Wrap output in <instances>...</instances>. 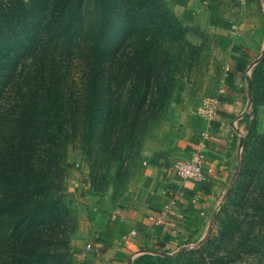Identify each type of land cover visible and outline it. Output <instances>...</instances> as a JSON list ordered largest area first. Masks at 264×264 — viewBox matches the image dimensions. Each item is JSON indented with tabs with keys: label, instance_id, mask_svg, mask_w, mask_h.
Masks as SVG:
<instances>
[{
	"label": "trees",
	"instance_id": "1",
	"mask_svg": "<svg viewBox=\"0 0 264 264\" xmlns=\"http://www.w3.org/2000/svg\"><path fill=\"white\" fill-rule=\"evenodd\" d=\"M162 7L163 0H0V264H54L51 242L63 263L80 264L58 230L66 206L56 179L68 136L75 129L90 140L100 110L106 136L119 121L133 131L141 125L150 81L163 84L172 60ZM262 198L251 205L258 232ZM237 238L234 230L221 251L209 238L183 248L185 264H264L255 243Z\"/></svg>",
	"mask_w": 264,
	"mask_h": 264
},
{
	"label": "rangeland",
	"instance_id": "2",
	"mask_svg": "<svg viewBox=\"0 0 264 264\" xmlns=\"http://www.w3.org/2000/svg\"><path fill=\"white\" fill-rule=\"evenodd\" d=\"M161 12L173 34L168 48L172 60L163 71V84L150 81V104L144 107L141 125L133 131L119 121V127L106 136V119L100 110L90 140L82 142L75 129L68 136L76 139L69 143L56 179L66 206V211H60L58 230L75 249L80 264H95L98 241L92 231L114 223L133 207L139 179L154 151L179 135L184 121L197 114L203 98H218L231 69L234 47L253 28L264 32V0H163ZM252 79V101L244 118L236 170L213 210L208 231L170 252L140 249L126 264H185L188 253L183 248H196L209 238L213 249L221 251L229 242L226 236L234 230L236 240L255 243L254 254L264 257V225L261 232L255 230L259 220L251 210L253 199L264 197V47L252 67ZM57 189L54 185V192ZM100 237L105 238V233ZM51 245L55 250L49 256L54 255V264H66L59 246Z\"/></svg>",
	"mask_w": 264,
	"mask_h": 264
},
{
	"label": "crops",
	"instance_id": "3",
	"mask_svg": "<svg viewBox=\"0 0 264 264\" xmlns=\"http://www.w3.org/2000/svg\"><path fill=\"white\" fill-rule=\"evenodd\" d=\"M246 35L234 47L215 117L205 119L197 113L184 121L179 135L154 151L139 179L130 211L100 231H92L98 241L93 252L95 264H126L140 249L173 250L208 231L213 210L236 170L244 118L252 101V67L264 47L261 28ZM198 152L205 153L206 164L217 172L206 182L182 180L174 164ZM101 232L105 233L103 239Z\"/></svg>",
	"mask_w": 264,
	"mask_h": 264
},
{
	"label": "built area",
	"instance_id": "4",
	"mask_svg": "<svg viewBox=\"0 0 264 264\" xmlns=\"http://www.w3.org/2000/svg\"><path fill=\"white\" fill-rule=\"evenodd\" d=\"M219 108L217 97L207 96L200 102L197 113L205 118L215 117ZM207 157L205 153L198 152L194 157L187 160H179L174 164L178 176L182 180H191L195 182L209 181L217 172L216 167L206 164Z\"/></svg>",
	"mask_w": 264,
	"mask_h": 264
}]
</instances>
